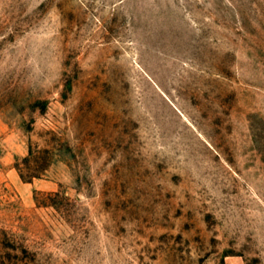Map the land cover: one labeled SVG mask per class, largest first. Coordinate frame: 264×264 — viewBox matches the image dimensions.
<instances>
[{
	"label": "rangeland",
	"instance_id": "374dc122",
	"mask_svg": "<svg viewBox=\"0 0 264 264\" xmlns=\"http://www.w3.org/2000/svg\"><path fill=\"white\" fill-rule=\"evenodd\" d=\"M0 264H264V0H0Z\"/></svg>",
	"mask_w": 264,
	"mask_h": 264
}]
</instances>
